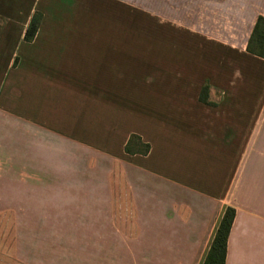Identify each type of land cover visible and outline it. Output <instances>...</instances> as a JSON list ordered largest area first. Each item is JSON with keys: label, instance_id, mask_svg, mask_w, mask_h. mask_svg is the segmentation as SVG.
<instances>
[{"label": "crops", "instance_id": "obj_1", "mask_svg": "<svg viewBox=\"0 0 264 264\" xmlns=\"http://www.w3.org/2000/svg\"><path fill=\"white\" fill-rule=\"evenodd\" d=\"M258 17L264 0H0V264H202L226 208L224 264H264Z\"/></svg>", "mask_w": 264, "mask_h": 264}, {"label": "trees", "instance_id": "obj_2", "mask_svg": "<svg viewBox=\"0 0 264 264\" xmlns=\"http://www.w3.org/2000/svg\"><path fill=\"white\" fill-rule=\"evenodd\" d=\"M41 17V14L38 12L32 15L23 35L24 41L30 42L33 40ZM246 50L258 57H264V21L261 17H258L255 22ZM207 91L208 88L203 87L199 98L203 103L210 104L207 102ZM124 151L130 155H146L149 151V145L144 143L139 136L131 135L124 146ZM233 218L234 209L226 208L219 220L202 264L225 263L226 243Z\"/></svg>", "mask_w": 264, "mask_h": 264}]
</instances>
